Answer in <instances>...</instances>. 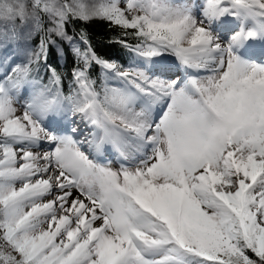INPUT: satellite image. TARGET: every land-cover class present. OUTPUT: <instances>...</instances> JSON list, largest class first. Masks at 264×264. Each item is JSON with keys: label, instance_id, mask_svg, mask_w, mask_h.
<instances>
[{"label": "snow or ice", "instance_id": "1", "mask_svg": "<svg viewBox=\"0 0 264 264\" xmlns=\"http://www.w3.org/2000/svg\"><path fill=\"white\" fill-rule=\"evenodd\" d=\"M202 11L197 22L171 0H0V20L44 31L29 64L0 80V264H264V64L243 59L264 47L239 51L264 36V0H205ZM225 13L252 28L221 42L209 23ZM70 17L107 19L125 46L131 36L143 55L170 50L208 74L161 80L89 46L70 96L49 66L55 91L44 86L18 111L17 92ZM93 63L120 86L97 84ZM65 99L88 128L83 140L41 126ZM40 141L54 147L33 151ZM83 144L123 162L96 163Z\"/></svg>", "mask_w": 264, "mask_h": 264}, {"label": "trees", "instance_id": "2", "mask_svg": "<svg viewBox=\"0 0 264 264\" xmlns=\"http://www.w3.org/2000/svg\"><path fill=\"white\" fill-rule=\"evenodd\" d=\"M41 20L43 28L47 29L50 21L46 16ZM3 22L0 26L4 27L7 23L9 30L4 38L0 33V80L11 75L17 66L28 65L33 54L39 51L41 40L44 39V31L37 27L34 21L26 36L23 35V31H26V21L21 22L19 18H16L12 21L3 20ZM120 39H122L120 30L111 25L107 19L94 17L85 22L79 18L70 17L64 25V35L51 34L52 42L46 46V60L33 65L30 79L17 94L24 92L26 87L42 90L46 85H50L51 91L54 92L55 85L51 81L52 73L49 71L51 66L60 76V90L65 96H70L75 87L73 70L78 67V54L89 46L97 57L104 61L115 62L122 70L142 68L141 64L149 58L136 49L137 41L129 36L126 38L125 46L118 42ZM6 66L10 67L11 71L5 69ZM89 74L97 84L106 79L110 87L117 78L113 72L106 71L97 63L92 64ZM65 100L68 103L71 102Z\"/></svg>", "mask_w": 264, "mask_h": 264}, {"label": "rangeland", "instance_id": "3", "mask_svg": "<svg viewBox=\"0 0 264 264\" xmlns=\"http://www.w3.org/2000/svg\"><path fill=\"white\" fill-rule=\"evenodd\" d=\"M90 3H95L97 0H89ZM171 3L175 5H179L187 9L199 22L200 20L204 19L203 16V8L205 4V0H171ZM220 21L217 20V18L212 19L211 22L209 23V28L211 32L218 37L221 42L227 43V41L231 38L232 35H234L237 32H240L242 29L244 30L246 21H243L240 17L233 16L230 13H225L222 16H219ZM17 22V21H14ZM208 21H206L207 23ZM4 23L3 20H0V24ZM33 20L29 19L26 21V31H23V35L26 36L29 34V31L32 28L33 25ZM220 23V24H219ZM7 23L4 24V27L0 26V33L1 37H5V34L8 33L9 27L7 26ZM51 26H48V28ZM53 35H56L55 33H52ZM25 39V38H24ZM245 41L243 45L240 47L239 51L243 53L244 51H256L259 52V46H253L249 45L247 48L245 47L246 45ZM152 59L151 63L146 62V65L149 68V72L147 73L151 77H158L161 80H174L177 77H179L182 80H187L190 77L194 76H205L208 73L204 70H193L190 68H187L183 66L180 61L177 59V57L170 51H158L157 53L153 54L150 56ZM245 60H249L250 62L253 63H258V64H264V57L257 56L254 60H251L250 57L244 56ZM173 65H178V68L176 72L173 70ZM5 69H8L11 71L10 67H5ZM143 71V70H139ZM144 72V71H143ZM117 82L122 83L117 80ZM114 87H117L116 85ZM41 91L40 89L34 90L30 87V90H26L24 93H19L16 94V106L18 111H22V108L24 105H26L29 100L37 93ZM63 105L60 102L58 105L53 106L47 114L41 119L40 123L41 126L51 135L62 137L64 132L68 131V136H75L78 139L79 138V133L71 132L72 126L74 124V120H82L79 115H75L73 113V105L72 103L69 104L67 107L62 109ZM162 108V104L158 105L154 111H153V118L155 119L157 117V114L160 112ZM82 122H84L82 120ZM83 127L85 128V132H88V128L85 126V123L83 124ZM50 147H54V145H49L45 141H40L38 146L33 147V151H47L49 150ZM82 150L87 152L89 155V149L83 144L81 145ZM110 149V148H109ZM114 154L116 155L117 158V153L110 149ZM151 149H148V152L150 153ZM111 152H108L107 150L101 154V155H111ZM90 158L94 159L96 163H99L101 165H104L101 161L100 158L96 157L93 158V156H90ZM138 162V161H135ZM132 162L128 163V166H131ZM108 164H112L114 167H118L119 160L117 161L112 160Z\"/></svg>", "mask_w": 264, "mask_h": 264}, {"label": "bare ground", "instance_id": "4", "mask_svg": "<svg viewBox=\"0 0 264 264\" xmlns=\"http://www.w3.org/2000/svg\"><path fill=\"white\" fill-rule=\"evenodd\" d=\"M217 20L220 21V18L217 17ZM220 24V23H219ZM252 28V25L250 22L246 21V25H245V28L244 30L247 31V30H250ZM220 40V39H219ZM221 41V40H220ZM246 45L245 47L247 48L249 45H253V46H259L258 48L261 49V47H264V36H260V35H257L255 37H251L249 38L248 40H246ZM245 52V51H244ZM243 59H245V57H243ZM178 68V65H173V70L176 72ZM85 122H82V120H78V119H75L74 120V124L72 126V132H74V129L76 130L75 133H79V138L80 140H83L84 139V136L81 135V133H84L85 135L87 134V132H85V128L83 127V124ZM87 149H89V152H90V156H94V157H99V155L101 154H95L87 144H84Z\"/></svg>", "mask_w": 264, "mask_h": 264}]
</instances>
